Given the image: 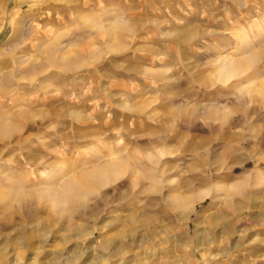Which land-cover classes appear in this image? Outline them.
Instances as JSON below:
<instances>
[{"label":"rangeland","instance_id":"rangeland-1","mask_svg":"<svg viewBox=\"0 0 264 264\" xmlns=\"http://www.w3.org/2000/svg\"><path fill=\"white\" fill-rule=\"evenodd\" d=\"M232 202L264 264V0H0V264H205Z\"/></svg>","mask_w":264,"mask_h":264},{"label":"bare ground","instance_id":"bare-ground-1","mask_svg":"<svg viewBox=\"0 0 264 264\" xmlns=\"http://www.w3.org/2000/svg\"><path fill=\"white\" fill-rule=\"evenodd\" d=\"M252 57L254 58L255 56H252ZM228 64H230V63H228ZM226 66H227V64L224 63V66L223 67L225 69H227L228 72H231L234 69L232 66H227L228 68H226ZM217 174L218 173H216L215 175H217ZM209 175H211V177H212V174H209ZM76 187H77V185H76ZM222 190L223 191H226V194H225L226 196H231V193H233V190L231 192V190L228 189V188L227 189H224V186L222 184H216L213 187H211L210 189L206 190L204 194H202V195H200L198 197H195V198H193V197H190V198H186L185 197L184 198L183 196H177V198L175 200V204L177 205V207H183V208L186 205H188L189 207H187V211H188V215H189L188 218H189L191 216V213L196 208V204H197L196 201L197 200H199V199H205V198L211 196L213 198L212 205H215L217 201L220 202V197H221L220 195H222V193H221ZM12 198H14V197H12ZM10 200H12V199H10ZM229 202H227V204H229ZM231 204L233 206V217L234 218L232 217V219H227L226 217L229 215V213H227V211L224 212V210H219L220 213L218 211L219 214L215 218H210V221H211V219H213V220H212L211 223L209 221V223L211 225L209 227L210 230L208 231V235L207 236H204V239H202L201 242L198 243L199 246H201V245H206L207 246V248L205 247V250L208 251V254H207L208 256L205 255L206 253H203V256L206 257L205 260H204L205 264H219V263L222 262V259H225V256H227V258H232L234 256V253L235 252L232 253L231 250L227 251L226 248H225V246L220 247V248H214L213 247L218 242H221V241L225 240L226 238L231 237L235 232H238L239 231V229H238V223L241 222V220L243 218V214H244L243 212L244 211L242 212V210H243L244 206H241V207L238 206V208H235L234 207V203L232 202ZM183 214H184V211L180 212L179 215L182 216ZM249 220H252V218L249 217ZM130 242H131V244L134 243V239H132V241H130ZM198 245L196 244V247L197 248L199 247ZM238 246L239 245H237V242H236L234 248H237ZM232 250L235 251V249H232ZM203 251H204V249H203ZM206 251H204V252H206ZM111 255H114V252L110 253V256ZM18 258H19V261H22V263H23L22 256L21 257H18ZM28 263H30V262H28Z\"/></svg>","mask_w":264,"mask_h":264}]
</instances>
